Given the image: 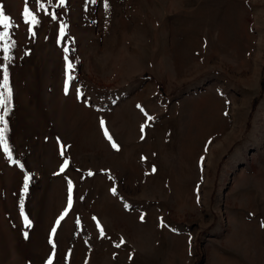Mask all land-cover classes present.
<instances>
[{
    "label": "rangeland",
    "instance_id": "rangeland-1",
    "mask_svg": "<svg viewBox=\"0 0 264 264\" xmlns=\"http://www.w3.org/2000/svg\"><path fill=\"white\" fill-rule=\"evenodd\" d=\"M107 2L0 0V264H264V0Z\"/></svg>",
    "mask_w": 264,
    "mask_h": 264
},
{
    "label": "snow or ice",
    "instance_id": "snow-or-ice-1",
    "mask_svg": "<svg viewBox=\"0 0 264 264\" xmlns=\"http://www.w3.org/2000/svg\"><path fill=\"white\" fill-rule=\"evenodd\" d=\"M67 0H58V5L56 6H64L66 4ZM90 2H95V0H90ZM29 0H25V7L22 12V17H23V22L28 25V32L30 35L34 36L35 33L33 31L34 27L37 26L40 21L36 17V15L30 11L29 9ZM49 5L54 4V0H48ZM104 7L107 10L109 5L107 0H104ZM37 9L44 11V6H43V0H37ZM45 14H48L45 12ZM51 19L53 21L57 20V15L55 12H52L51 14ZM12 25V20L9 16L5 15L2 7H0V29L7 30L11 27ZM66 27L67 25L61 22L59 26V36H58V41L59 39H62L64 36H66ZM10 37V32L8 31H0V51H2L5 55L3 57H0V59L3 60H10V57L8 53H10L11 49L15 46V41L8 42V38ZM64 60H65V81H64V91L65 94L67 95L68 89H69V83L73 79V77L70 75V72L73 70V64L69 61V53L70 49L68 47L64 48ZM29 54V53H25ZM0 72L3 73V78L0 79V146L3 147L4 152L6 154H9L8 158L11 159L9 148L10 146L8 145V142L6 140V133L8 131L9 125L8 121L6 120V117L9 115V105L11 103L12 99V89L10 87V81H9V71H8V65L3 64L0 65ZM77 95H80V90L77 89ZM138 107H140L138 105ZM149 119H152L149 117ZM101 128H104L105 122L103 120L100 121ZM141 131H143V126L141 127ZM105 137L111 140V137L108 135L107 130L104 132ZM59 143V141H58ZM113 148H117V145L113 142L112 143ZM63 148L64 146L61 145V155L63 156ZM68 161L65 160V164L61 166V172L64 171L65 165H67ZM153 171H155V168H153ZM91 174V173H90ZM30 181V177L28 175L24 176V188L21 193V201H20V214L22 219L24 220L25 227H30L31 222L29 221L28 217L24 213V204H23V197L24 194H26L27 189H28V184ZM72 183L69 182L68 184V207L65 208L64 212L61 213L60 217L57 218L56 224L52 227L51 229V234L49 237V244L53 245V248L55 247L53 240H52V235L56 233L57 226H59L60 222L64 219L65 215L67 212L70 210L71 205H72ZM113 194H115L116 189L113 188L111 189ZM127 208L128 205H125ZM141 220H143V216H141ZM24 236L27 239L28 238V233L24 232ZM119 246V245H117ZM46 264H52V256L50 255L48 260L46 261ZM87 264V262H86Z\"/></svg>",
    "mask_w": 264,
    "mask_h": 264
},
{
    "label": "trees",
    "instance_id": "trees-1",
    "mask_svg": "<svg viewBox=\"0 0 264 264\" xmlns=\"http://www.w3.org/2000/svg\"><path fill=\"white\" fill-rule=\"evenodd\" d=\"M2 78H3V76H2ZM6 120H7V117H6ZM6 140H7V142H8V145L10 146V148H9V152H10V156H12V153H13V147H12V145H11V142H10V140H9V137H8V132L6 133ZM7 156H9V154H6ZM23 166V168L25 169V166L24 165H22Z\"/></svg>",
    "mask_w": 264,
    "mask_h": 264
}]
</instances>
